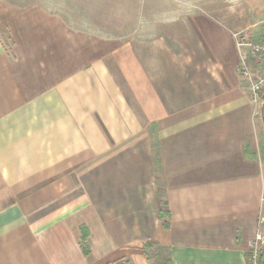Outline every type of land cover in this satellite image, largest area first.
<instances>
[{"label": "crops", "instance_id": "crops-1", "mask_svg": "<svg viewBox=\"0 0 264 264\" xmlns=\"http://www.w3.org/2000/svg\"><path fill=\"white\" fill-rule=\"evenodd\" d=\"M17 1L0 0V264H245L264 94L239 67L264 65V1Z\"/></svg>", "mask_w": 264, "mask_h": 264}, {"label": "built area", "instance_id": "built-area-1", "mask_svg": "<svg viewBox=\"0 0 264 264\" xmlns=\"http://www.w3.org/2000/svg\"><path fill=\"white\" fill-rule=\"evenodd\" d=\"M236 38H238L236 36ZM244 38L236 39L237 47H241L245 43ZM251 49V55L257 60L258 64L264 62V46L247 43ZM239 73L248 81V90L251 101L257 103L264 94V65L255 68L253 71L247 66L246 62L241 59ZM264 200V197H263ZM264 246V238L260 234L248 243L247 256L245 264H259L260 252Z\"/></svg>", "mask_w": 264, "mask_h": 264}, {"label": "trees", "instance_id": "trees-1", "mask_svg": "<svg viewBox=\"0 0 264 264\" xmlns=\"http://www.w3.org/2000/svg\"><path fill=\"white\" fill-rule=\"evenodd\" d=\"M165 216H166V214L160 213V217L163 218ZM163 227L166 229L168 227V224L164 222ZM263 254H264V246H263V248H262V250L260 252V256H259V260H258L259 261V264H260V260L263 257ZM116 264H131V263L128 260L124 259V260L118 261V263H116ZM164 264H171V263L169 261H166Z\"/></svg>", "mask_w": 264, "mask_h": 264}, {"label": "rangeland", "instance_id": "rangeland-1", "mask_svg": "<svg viewBox=\"0 0 264 264\" xmlns=\"http://www.w3.org/2000/svg\"><path fill=\"white\" fill-rule=\"evenodd\" d=\"M166 1H169V0H166ZM182 1H183V0H182ZM261 1H264V0H261ZM19 2H25V0H19V1H17V3H19ZM170 2L175 3V4H176V3L179 4V3L181 2V0H178V2H175V0H174V1H170ZM261 101H262V100L259 99V101H258L257 103H254V102H252V101H251V103H252V105L257 109L258 106L260 105ZM153 250H154V251H152V250L150 251V253H151L150 255H152V257L154 256V253H156L157 251L160 252V253L162 254V251H159V250H157V249H156V250L153 249Z\"/></svg>", "mask_w": 264, "mask_h": 264}]
</instances>
